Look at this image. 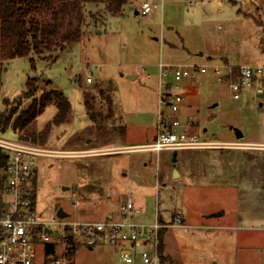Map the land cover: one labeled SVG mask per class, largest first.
I'll return each instance as SVG.
<instances>
[{"label": "rangeland", "instance_id": "obj_1", "mask_svg": "<svg viewBox=\"0 0 264 264\" xmlns=\"http://www.w3.org/2000/svg\"><path fill=\"white\" fill-rule=\"evenodd\" d=\"M137 1L129 0L118 15L109 14L105 4L88 3L80 40L3 65L1 99L14 100L32 77L36 96L58 89L71 102L67 121L53 125L47 140L36 144L51 154L30 157L37 211L49 221L61 207L73 219H104L124 201L117 194L127 199L136 189L142 193L158 184L159 195H146V219H155L161 199V208L175 204L195 224L167 231L169 250L181 264H264V76L236 100L213 67L183 78L179 88L173 75L162 84L160 68L264 66V0H168L149 15L137 14ZM168 91L181 92V100L178 112L165 108L166 114L209 146L138 148L155 140L162 94ZM87 100L94 103V116ZM31 101H13L6 109L17 108L18 115ZM0 107L5 108L2 101ZM57 112L49 104L29 129L41 131ZM22 133L10 127L3 136L19 140ZM223 210L224 221L239 229L201 227L204 215ZM235 213L242 220H232ZM70 257L74 264H122L111 244L78 246Z\"/></svg>", "mask_w": 264, "mask_h": 264}, {"label": "built area", "instance_id": "obj_2", "mask_svg": "<svg viewBox=\"0 0 264 264\" xmlns=\"http://www.w3.org/2000/svg\"><path fill=\"white\" fill-rule=\"evenodd\" d=\"M167 1L138 0L134 9L137 14L149 15L163 10ZM209 67H213L219 79L227 80L231 96L236 100L254 89L264 76V66L261 65L235 67L225 62L214 66L177 63L160 65L161 81L163 84L168 76L173 75L176 88H179L178 82L183 78L205 73ZM180 100L179 91L162 94L164 108L156 138L139 149L160 152L211 144L198 140L182 127L176 116L166 114L165 108L178 112ZM0 147L7 152L0 189V264H74L70 256L78 246L92 249L101 244L117 247L122 264H160L161 232L184 225L185 212L177 205L161 208L162 201L158 199L152 221L146 219L148 208L137 206L131 196L104 219H73L68 215L46 220L37 211L36 170L30 157L51 154V151L33 143L6 139L1 133ZM74 205L78 206V200Z\"/></svg>", "mask_w": 264, "mask_h": 264}, {"label": "trees", "instance_id": "obj_3", "mask_svg": "<svg viewBox=\"0 0 264 264\" xmlns=\"http://www.w3.org/2000/svg\"><path fill=\"white\" fill-rule=\"evenodd\" d=\"M129 0H0V74L6 61L31 54L41 55L44 49L52 46L63 47L65 43L80 40L85 20V7L88 3L105 4L109 14H122ZM33 66L34 58L30 57ZM36 81L30 77L27 89L14 100L4 97L0 101V133L4 134L10 127L14 132L22 131L19 140L37 144L45 142L53 125L67 121L71 110V102L65 92L58 89L43 91L36 96ZM2 84L0 83V94ZM32 98L30 105L17 114L18 109L7 110L11 102L22 105L23 101ZM55 103L58 112L41 131L29 129V126L42 114L46 107ZM87 106L95 114L93 101H86ZM111 104V103H110ZM16 115V116H15ZM7 160V152L0 147V189L3 186V168ZM160 236V264H181L165 252V234Z\"/></svg>", "mask_w": 264, "mask_h": 264}, {"label": "crops", "instance_id": "obj_4", "mask_svg": "<svg viewBox=\"0 0 264 264\" xmlns=\"http://www.w3.org/2000/svg\"><path fill=\"white\" fill-rule=\"evenodd\" d=\"M225 61L229 62V60H227V59ZM136 77H137V75H134V78H136ZM260 93H262V96H263V90L258 88V96H259ZM155 138H156V135H155L154 139ZM179 174H180L179 171H176L174 176H177ZM184 177L185 176H183V175L181 176V178H184ZM151 188L152 187L144 188L142 193H140L141 192L140 189H136V191H135L136 194H133L134 198H133V195L131 197L133 198V200L135 199L134 202L136 201V203L138 205L136 203L135 204L137 206L147 207L146 195L152 194L153 196H155V193H156V195H159L160 185H158V184L155 185V190H151ZM118 195H119V197H118ZM117 197L119 198L118 200L120 201V203L123 200L124 201L126 200L125 198H122L123 197L122 194H117ZM111 213H113V212L108 213V215H110ZM226 213L227 212H225V210H223L222 212H211V213H208V214L204 215L203 218H202V220H204V222H202V226L201 227L208 228V229H213V230L220 229V228L221 229H226V230H231V229H236V228L239 229L238 226H237L238 224H234V222H232L233 223L232 224L231 222L224 221L225 216H227ZM242 217L243 216L240 213H238V214L235 213V215L231 216L230 218L232 220H242ZM187 219L188 218L186 217V213H185L184 225L181 228L189 229V228L195 227V224L194 223L192 224V222H189ZM166 234H167V232H166ZM166 234H165V252H166V254L170 255L173 259H175V260H177L179 262V259H177V257H175L171 253V251L169 250L168 243H167V240H166ZM234 240L237 241L238 238L236 237ZM250 241L252 243V246L255 247L257 245L255 239L249 240V242ZM242 242H243V239H242ZM257 242H258V240H257ZM244 245H245V243L243 242V246ZM116 249H117V247H116Z\"/></svg>", "mask_w": 264, "mask_h": 264}, {"label": "water", "instance_id": "obj_5", "mask_svg": "<svg viewBox=\"0 0 264 264\" xmlns=\"http://www.w3.org/2000/svg\"><path fill=\"white\" fill-rule=\"evenodd\" d=\"M132 78H134V76H132ZM259 97H262V93L259 94ZM57 214H58V216H61V217L67 216V214L65 213V211L62 207L58 209Z\"/></svg>", "mask_w": 264, "mask_h": 264}]
</instances>
